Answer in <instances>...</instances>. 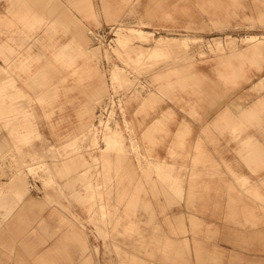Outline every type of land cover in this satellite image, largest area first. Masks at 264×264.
<instances>
[{
  "label": "rangeland",
  "instance_id": "obj_1",
  "mask_svg": "<svg viewBox=\"0 0 264 264\" xmlns=\"http://www.w3.org/2000/svg\"><path fill=\"white\" fill-rule=\"evenodd\" d=\"M46 1L43 21L31 29L15 17L13 0H0V5H4L3 10L0 7V64L6 67L4 54L7 50L1 48L10 44L14 49L8 54L14 63L32 55V70L41 68L50 80L45 83L39 74L36 84L28 83V71L14 69L15 76L21 79H18L19 85L26 92L21 98L26 115L22 119L19 109L2 108L8 99L3 105L0 102V196L24 194L45 201L46 209L77 216L84 225L90 249L98 245L95 264H180L179 257L176 256V260L168 257L164 245L155 241L163 237L168 238V245L177 239H187L191 264H198L196 239L212 250L213 264H240L234 259L237 254L243 257L241 264H264V233L254 240H238V226L231 219L233 206L235 203L245 205L246 196L231 202L228 187L225 191L224 188L216 189L214 194L210 191L203 197H199L198 192V196L190 198L187 192L185 195L182 185L205 178L210 180L211 171L218 169L221 174L214 178L230 176L235 187L241 189L237 177L239 181L248 178L253 183L259 181V176H264V171L250 174L240 156L219 155L220 164L212 167L211 157L195 154L170 156L173 161L182 158L183 165L177 161L176 168L172 166L166 170L159 157L153 155L159 146L155 134H163L160 132L163 126L141 133L145 125L142 118H149L150 112L163 104L171 108V120L177 119L179 110L188 118V123L182 125L184 137H193L191 131L196 129L191 121H200L202 115L210 114L204 107L210 103L208 98L200 101L196 95L180 88L170 92L165 90L164 86L168 82L174 83L179 76L172 71L186 68L189 62L194 63L192 69L195 72L207 76L211 90L215 86L219 88L220 108L233 101L235 112L239 113L264 95V87L259 84L264 78V23L248 18L255 14L253 0H243L245 7L227 26L213 24V8L212 12H205L194 0H91L95 11L92 18H85L79 12L75 0ZM59 6L80 19L89 40L87 47H94L92 53L96 58L92 62L97 63L104 81L96 87L87 79L78 81L72 69L55 62L54 54L59 46L69 42L76 33L74 25L71 31H66L55 20L62 10L53 8ZM108 8L119 9V13L110 16ZM7 17L16 23L6 20ZM118 27L123 29L118 31ZM253 44L263 48L260 69L253 60L237 54ZM219 57L230 58L236 65L243 59L247 80L233 85L221 79ZM50 61L55 65L49 64ZM10 73V70L0 69V80L8 79ZM169 73L166 77L161 76ZM212 76L218 82L213 81ZM149 94H156L158 101L143 106ZM47 97L49 99L45 100ZM194 102L196 113L191 106ZM169 134L173 137L172 132ZM207 142L211 143L210 140ZM231 142L237 146L238 141ZM187 146L198 153L199 144L194 138L188 139ZM123 156L129 158L136 171L134 179L126 176L122 166L118 168ZM226 158L234 159V162L228 163ZM75 159L84 161L76 174L54 177L53 169ZM172 168L177 173L173 175L180 179L181 195L174 192L175 185L169 176ZM183 175L184 179L181 178ZM156 184L165 185V190L154 192ZM139 186L143 190L138 195L136 188ZM78 193L85 199L79 200ZM136 195L144 204L149 201L150 208L141 206L127 213L125 205ZM217 196L226 202L212 203ZM192 215L204 221L200 229L193 227ZM4 220L5 215H2L0 227ZM128 220L137 223L133 233L123 229V223ZM183 221L185 231L174 228ZM258 230L263 232L264 225ZM246 233L249 237L252 235L251 231Z\"/></svg>",
  "mask_w": 264,
  "mask_h": 264
},
{
  "label": "crops",
  "instance_id": "obj_2",
  "mask_svg": "<svg viewBox=\"0 0 264 264\" xmlns=\"http://www.w3.org/2000/svg\"><path fill=\"white\" fill-rule=\"evenodd\" d=\"M194 1L205 12H212L213 8L214 12L212 16H215V19L212 18V22L217 26H227L231 18L238 16L239 11L245 7L243 0ZM45 3H47L46 0H13L14 8L12 11H14L17 20L23 21L24 24L32 29L37 23L43 21L44 17L42 16V12L46 10L44 9ZM74 5L85 18H92L95 16L91 0H75ZM252 5L255 14L249 15L248 18L263 24L264 0H253ZM0 7L3 10L4 5H0ZM57 8L62 10V13H60L55 20L62 24L66 31H71L72 25H74L76 33L69 42L59 46V49L54 54L55 62H60L68 69H72V74L78 76V81L81 82L87 79L90 84L95 85V87L100 85L104 82L103 75L97 63L92 62L93 59L96 58L92 53L94 47H87L89 40L82 30L80 19L73 16L64 9V7L62 8L59 6L53 8V10ZM5 11L6 9L4 12ZM108 13L110 16L115 17L119 13V9L108 8ZM6 20L12 21L10 17H7ZM13 22L15 21L13 20L12 23ZM189 27H191V25H189ZM145 31L153 34L152 31ZM1 49L7 50L4 54L7 65L5 67L0 64V69L10 70L11 73L5 81H2L3 79L0 80V89L2 91L0 93V102L3 105L5 100L8 99L7 105L5 107L2 106V108L12 109L13 111L19 109L21 111L20 117L23 119L26 113L21 104V98L26 96V92L23 90L24 88L19 85L18 81L21 79L15 76L16 72L14 69L20 68L23 71H28L27 75L29 77L26 78L28 83L30 81L36 84L39 74L43 76L45 83H48L50 80L45 76V71L41 70V68L35 72L32 70L31 65L34 56L28 55L24 59H20L18 63H14L8 54V52L13 51L14 47L8 44L2 46ZM2 52H4V50H2ZM237 54L238 57H245L253 60V62L259 65V69L261 68L263 48L258 44L248 45ZM244 62L245 61L241 59L239 64L236 65L230 58L224 59L219 57L218 75L226 82L229 81L233 83V85H237L241 80H247L248 78V74L243 68ZM49 64L53 65L54 62L50 61ZM192 67H194V63L189 62L186 68H176L173 70L172 72L179 76L174 83L168 82L164 86L165 90L170 92L176 88H180L181 90L196 95L199 97L200 101L207 100L208 98L210 103L205 104L204 107L205 110H210V114L208 113L209 115L206 114V116L202 115V120L200 121H191V124L194 126L193 129H196L191 131L193 137H184L185 135H181L183 131L182 125L188 123V118L183 117L181 110H179L180 115L177 119L171 120L169 117L171 116L170 114H172L171 108H168L164 104L160 106L161 108L156 107L150 112L149 118H142L145 125L141 128V133H143L144 130L161 128V126H163V131L160 132L164 133L155 134V138L159 140V146L154 149L155 152L153 155L159 157V161L164 164L166 170L167 168L175 166L174 164L178 162L179 165H183L182 163L184 160L182 158L173 161L170 156L178 155L180 157H185L195 154L197 157H211L212 167H216L217 163L220 164L221 159L219 155L223 157L231 156L232 158L234 156H240L242 157L240 160L245 165V170L250 171V174H259L264 171V95L253 105L242 109L239 113L235 112V103H233V101L228 102L226 106L220 108L221 106L218 100L219 88L215 86L213 90H211V87L207 85V76L195 72ZM29 70L31 71L29 72ZM170 74L171 73L163 74L161 76L166 77ZM42 76L40 77L42 78ZM212 77L213 81L218 82L214 76ZM66 78L67 77H64V79ZM259 84L264 87V78L260 80ZM46 99L49 98L47 97L45 100ZM157 101L158 96L156 94H149L143 101V106L154 104ZM195 105L196 102L191 105L194 113H196ZM138 121L143 123L141 119ZM170 132L173 133V137L169 134ZM193 138L196 140V144H199L196 148L198 153L193 152L194 149H189L187 146L188 139ZM209 140L211 143L207 142ZM232 140L238 141L237 146L231 142ZM176 143L179 146H173V144L175 145ZM202 160L204 162V158ZM225 160L228 163L234 162V159L231 160L226 158ZM83 165V160H69L68 165L63 164L52 171L55 178L58 174L68 175L71 173L70 175L72 176L76 174L77 171H79L78 168ZM121 166L129 179H134L136 177V171L127 156L122 157L118 168ZM174 171V168H172V173L169 176H171L170 180L173 185H175L174 192L177 195H181L184 189L185 195L187 192V196L190 198L198 196V192L200 193L199 197H203L210 191L214 194L216 189L224 188L225 191V189L230 187L229 191L231 193V199L233 200L231 202L240 201L244 196L248 198L245 205L238 206V203H235L231 212V219L238 226L236 233L238 240L241 239V241L245 242L249 239L254 240L258 234L264 233V231L258 230L259 226L264 225V176H259V181L253 183L249 182L248 178H243L239 181V177H237L238 182L241 183V189H237L235 187L236 183L230 180V176H227L225 179L221 177L214 178V176L221 174V171L217 172L218 169H214L211 171L212 178L210 180L205 178L202 181H197V183L194 182L190 185L183 182L182 189L180 187L181 182L179 177L173 175ZM242 173H245V171L243 170ZM80 175L81 174H79V176ZM181 178L184 179V175L183 177L181 176ZM4 182L7 183V181ZM155 187L156 191L154 190ZM163 187H165V185H163ZM163 187L157 186L156 184L153 187V191L156 193L163 192V190H165ZM142 190L143 188L141 186L137 187V194L139 195V192ZM138 195L131 198L127 205H125L127 213L134 212L141 206L146 209L150 208V205H148L149 201L148 204H144L145 202L140 200L139 197H137ZM78 196L79 200L85 199V197L79 193ZM222 199L223 198L220 196H217V199H213L212 203H223L224 201H222ZM205 201L207 202L209 200ZM193 202H197V200H193ZM47 207L45 201H40L35 197L30 198L24 194L19 196H0V217L5 215V220L0 227V264H95V260L97 259L95 253L97 252L96 250H98V245H96L95 249H90L91 244H89L88 236L84 231V225L78 217L65 211L46 209ZM163 208L165 207L163 206ZM105 211L107 210L105 209ZM191 221L195 229H200L204 224V221L195 215L191 216ZM123 226L126 232L133 233L137 223L136 221L128 220L123 223ZM174 228L185 231L186 224L183 221L180 224H176ZM247 231H251L250 235H252L250 237L247 236ZM155 241L164 245L165 250L167 249L168 257H173V260H176L175 257L177 256L181 259L179 262L180 264H191L188 247L189 241L187 239H177L175 243L170 241V245H168L167 237L157 238ZM195 241L198 264H213L212 250L207 247L203 241H198V239ZM206 253H208V255H206ZM234 259L240 264L243 262V257L239 254L235 255Z\"/></svg>",
  "mask_w": 264,
  "mask_h": 264
},
{
  "label": "bare ground",
  "instance_id": "obj_3",
  "mask_svg": "<svg viewBox=\"0 0 264 264\" xmlns=\"http://www.w3.org/2000/svg\"><path fill=\"white\" fill-rule=\"evenodd\" d=\"M122 24H123V23H122ZM123 25H124V24H123ZM122 29H123V28H119V27H118V31H120V30H122ZM100 44H101V43H100ZM108 46H109V45H108ZM103 56H104V55H103ZM99 59H100V58H99ZM107 60H108V59H107ZM111 66H112V65H111ZM110 82H111V81H110ZM111 83H112V82H111ZM113 84H115V83H113ZM108 86H109V85H108ZM112 86H113V85H112ZM115 86H116V85H115ZM113 87H114V86H113ZM110 88H111V87H110ZM115 88H116V87H115ZM114 91H115V90H114ZM118 91H119V93H120V89H119ZM110 93H111V92H110ZM119 93H118V95H120ZM115 94L117 95L116 92H115ZM122 94H123V93H122ZM106 96H107V95H106ZM106 96H105V97H106ZM111 97H112V96H111ZM120 97H121V95H120ZM122 97H123V96H122ZM122 97H121V99H122ZM104 99H105V98H104ZM110 99H112V98H110ZM121 99H120V100H121ZM112 100H113V99H112ZM120 100H119V101H120ZM113 101H115V100H113ZM111 102H112V101H111ZM103 103H104V102H103ZM119 103H120V102H119ZM112 104H113V103H112ZM119 105H120V104H119ZM121 105H122V104H121ZM101 106H102V104H101ZM119 107H120V106H119ZM120 108H121V107H120ZM99 109H100V108H99ZM105 110H106V108H105ZM120 111H121V109H120ZM122 111H123V110H122ZM106 112H108V111H106ZM112 113H113V110H112ZM112 113H110V114H112ZM122 113H123V112H122ZM106 114H107V113H106ZM98 115H100V114H98ZM104 115H105V114H104ZM124 115H125V114H124ZM101 116H102V115H101ZM108 116H109V114H108ZM109 117H110V116H109ZM112 117H113V116H112ZM112 117H111V118H112ZM98 118H99V117H98ZM98 118H97V119H98ZM103 118H104V117H103ZM111 118H110V121H111ZM112 119H113V118H112ZM105 120H106V119H105ZM108 120H109V119H108ZM123 120H124V119H123ZM99 122H100V121H99ZM101 122H102V121H101ZM108 122H109V121H108ZM102 124H104V123H102ZM112 124H113V123H112ZM96 126H97V125H96ZM110 143H112V141H111Z\"/></svg>",
  "mask_w": 264,
  "mask_h": 264
}]
</instances>
